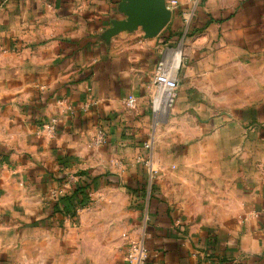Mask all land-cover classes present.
<instances>
[{"label": "crops", "instance_id": "obj_1", "mask_svg": "<svg viewBox=\"0 0 264 264\" xmlns=\"http://www.w3.org/2000/svg\"><path fill=\"white\" fill-rule=\"evenodd\" d=\"M164 1L0 0V264H264V0Z\"/></svg>", "mask_w": 264, "mask_h": 264}, {"label": "built area", "instance_id": "obj_2", "mask_svg": "<svg viewBox=\"0 0 264 264\" xmlns=\"http://www.w3.org/2000/svg\"><path fill=\"white\" fill-rule=\"evenodd\" d=\"M202 0H193L195 5ZM173 6L176 2L172 3ZM177 69L174 68L173 63L167 59H161L157 64L155 74L153 77L154 94L152 97V109L156 113H163L171 110L174 107L178 97L179 81L176 76ZM130 107L134 104V98L130 97L128 100ZM97 143L104 140L103 132H98ZM87 204L76 206L75 214L79 213ZM149 252L142 240L133 241L129 247L127 254L128 264H145L148 260Z\"/></svg>", "mask_w": 264, "mask_h": 264}, {"label": "trees", "instance_id": "obj_3", "mask_svg": "<svg viewBox=\"0 0 264 264\" xmlns=\"http://www.w3.org/2000/svg\"><path fill=\"white\" fill-rule=\"evenodd\" d=\"M97 179H99V178H94L92 180L96 182ZM94 189L95 188L92 187V185H88V184L85 186L79 185V186L75 187V189L71 195H69L67 197H63L61 199V203H63L64 206L66 207L61 212L74 215L76 206H82V205L86 204V202L89 199V193L92 192ZM54 206L56 208H58L59 204L55 203ZM59 211H60V209H59Z\"/></svg>", "mask_w": 264, "mask_h": 264}, {"label": "water", "instance_id": "obj_4", "mask_svg": "<svg viewBox=\"0 0 264 264\" xmlns=\"http://www.w3.org/2000/svg\"><path fill=\"white\" fill-rule=\"evenodd\" d=\"M157 4L155 5L156 21H154L153 26L146 27L149 36H156L159 34L163 28L168 24L171 18V13L166 7L164 0H155Z\"/></svg>", "mask_w": 264, "mask_h": 264}, {"label": "bare ground", "instance_id": "obj_5", "mask_svg": "<svg viewBox=\"0 0 264 264\" xmlns=\"http://www.w3.org/2000/svg\"><path fill=\"white\" fill-rule=\"evenodd\" d=\"M178 55H179V57L181 56L180 54H178ZM179 64H180V61L177 60V59H175L174 62H173V66H174V68L177 69L178 66H179ZM166 112H167V111H166ZM166 112H165V113H166Z\"/></svg>", "mask_w": 264, "mask_h": 264}]
</instances>
